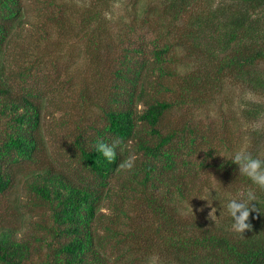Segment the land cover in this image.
Listing matches in <instances>:
<instances>
[{"label": "trees", "instance_id": "16d2710c", "mask_svg": "<svg viewBox=\"0 0 264 264\" xmlns=\"http://www.w3.org/2000/svg\"><path fill=\"white\" fill-rule=\"evenodd\" d=\"M66 1L37 0L35 6L41 8L38 17L47 23L42 25L43 37L48 36V25L60 26L66 18ZM95 1L86 10L82 23L98 39L96 34L102 29L92 22L98 21L101 13L92 7L117 0ZM197 1L163 0L160 16H167L174 24L187 22L173 33L175 38L166 40L172 33L156 35L150 50L144 42L134 47L127 41L128 47L112 61L109 73H97L94 91L103 98L102 90L109 88L108 102L102 106V125L90 126V134L81 131L72 142L73 157L81 168L75 180L49 163L43 133L48 106L67 95L56 87L57 95L47 98L45 90L38 86L33 70L42 68L48 58L45 53H37L38 42H19L22 50L15 43L23 38L22 27L17 30L26 17L23 0H0V201L24 181L37 205L50 210L52 223L49 228L44 227L50 240L35 239L47 248L41 264H116L113 259L119 264L132 251L154 254L171 264H264V191L246 177L240 176V183L257 192L254 206L260 207L262 213L251 214L252 230L244 236L229 229L204 230L200 223L187 225L176 206L178 201L181 204L187 199L188 178L210 167V163L207 155L203 161H191L198 148L200 126L189 121L163 128L172 109L184 105L187 99L189 105L197 100L188 96L160 100L147 92L155 86L173 92L163 81L176 73L168 67L174 62L171 57L177 54L175 49L192 52L208 38L210 42L217 41L223 55L217 49H209V72H216L219 83H224L226 77L245 81L251 89H260L259 96L264 98V73L258 68L264 63V0H222L204 8ZM196 5L199 11L193 10ZM145 13L150 17L156 10L149 6ZM186 14L188 20L184 19ZM70 30L60 27L56 33L66 37L73 32ZM91 44L88 57L94 63L104 54V48ZM14 52L18 56L9 64L8 58ZM27 81L31 84H22ZM100 81L111 83L101 86ZM182 84L185 95L206 89L204 76H185ZM252 105L250 114H264V104ZM116 138L125 147L122 152L118 150L114 162H109L95 150V143L103 140L111 144ZM211 153L209 149L208 154ZM130 154L137 157L133 169L118 170L119 163ZM213 167L232 173L238 170L232 158L218 161ZM135 201L143 205L145 214L137 215H141L146 228L138 222V229H128L129 222L136 221L128 209ZM142 239L144 242L140 243ZM33 249L29 239L18 238L13 230L0 233V264H34ZM113 254L115 258L109 257ZM122 264L134 262L126 260Z\"/></svg>", "mask_w": 264, "mask_h": 264}, {"label": "rangeland", "instance_id": "374dc122", "mask_svg": "<svg viewBox=\"0 0 264 264\" xmlns=\"http://www.w3.org/2000/svg\"><path fill=\"white\" fill-rule=\"evenodd\" d=\"M92 1L97 3L95 0H67L64 10L66 18L60 26L48 25V36L43 37L41 35L43 26L47 23L43 24L38 17L41 8L35 6L37 0H23L26 17L23 20L24 24L17 28L19 31L22 27L23 38L15 42L28 41L31 44L33 41L38 42L40 49L37 53H45L48 57L45 58L42 68L33 70L38 86L45 90L47 98L57 95V92L54 94L56 87L67 95L66 98H56V103L48 106L44 113L43 133L47 142L49 163L56 168V171L66 172L75 180L79 178L81 168L78 166L77 159L73 157L72 142L81 131L90 134L92 133L90 126L102 125V106L108 102L109 88L102 90L103 98H98L94 91L97 73H109L112 61L119 57L124 48L128 47L127 41H131L134 47L144 42V47L150 50L156 35L173 34L187 24L184 20L179 24H174L167 16H160L163 0L110 1L92 7V10L101 13L100 19L92 22L96 24L93 26H99L102 29L96 34L98 36L96 39L91 34L92 31L85 29L82 23L83 16L87 15L86 10L91 9ZM198 1V5L204 8L210 3L220 4L222 0ZM198 5L194 6V11H199ZM149 6L155 9L156 13L146 17L145 10ZM184 19L188 20L189 14H186ZM60 27L62 30L71 29L70 31L73 32L66 37H61L56 33V29L58 31ZM141 36H145L146 39L143 40ZM170 38H175L174 34L166 40ZM91 42L104 48V54L101 58L99 56L94 63L88 57ZM18 46L19 50H22L20 43ZM18 46H15V49ZM210 48L211 50L217 49L223 55L217 41L210 42L209 38L202 41L192 52L176 48L177 54L171 57L174 62L168 65L176 73L172 78L163 81L165 86H169L173 92H168L159 86L148 88L147 92L148 95H155L160 100L174 101L178 98L182 99L181 96L197 100L196 103L189 105L186 98L185 104L172 109L163 123V128L166 130L189 121L193 126H200L198 148L191 161L196 162V159L203 161L207 155L210 163V167L200 169L199 174L188 178L185 189L187 199L181 204L178 201L176 206L183 214L187 225L196 226V223H200L204 230L209 228L218 231L229 229L230 231L231 217L227 213V202L230 199H239L242 194L253 189L240 183L239 169L236 173L218 171L213 165L218 161L230 160L233 154L241 148L251 153L256 152L264 158V114L258 116L250 114L252 104L255 102L264 104V98L259 96L260 89L255 91L245 81L237 78L226 77L224 83H219L216 72H209L206 65ZM17 56L14 52V55L8 58V63L11 64V60ZM258 68L264 73V63ZM227 74L232 73L227 72ZM185 76L193 78L204 76L206 92L203 93L204 90L202 93L197 91L195 93L192 90L185 95L182 84ZM62 81L65 82L61 83ZM108 83L111 81H107ZM22 84L29 85L31 81ZM141 106L143 104L140 105V109ZM209 149H212L211 154H208ZM255 193L257 195L256 191ZM136 203V201L131 202L128 208L131 216L136 219L133 223L129 222L128 229L132 230L138 229L140 225L146 228L145 222L140 220L141 215H137L145 214L141 208L143 205ZM132 206L135 207L133 212H131ZM213 209H215L214 212ZM138 222L140 225H136ZM51 223L50 210L45 206L37 205V200L28 192L24 181L18 182L14 189L0 201V233L10 229L15 231L18 238L25 236L29 239L34 247L32 251L34 264H41L46 258L47 248L44 245L42 247L35 239L39 237L50 240L44 227L49 228ZM124 231L127 232V230ZM143 242L142 239L140 243ZM113 245L117 246L116 243ZM144 246L146 247L145 244ZM109 257L115 258V255ZM125 259L134 264H171L154 254L146 256L140 251L130 252ZM126 260H120L119 264L125 263ZM113 262L117 264L115 259Z\"/></svg>", "mask_w": 264, "mask_h": 264}, {"label": "clouds", "instance_id": "9594fccd", "mask_svg": "<svg viewBox=\"0 0 264 264\" xmlns=\"http://www.w3.org/2000/svg\"><path fill=\"white\" fill-rule=\"evenodd\" d=\"M124 147V142L120 138L114 139L111 144L105 143L103 140H97L95 143V150L109 162H114L118 150L122 152ZM136 159L135 154H130L119 163L118 170H132ZM232 163L238 166L240 176L246 177L256 188L264 191V159L260 158L259 155H253L245 148H241L233 154ZM256 201L255 191L249 190L242 194L239 199H230L227 202V213L232 219L231 230L234 233L244 236L246 231L252 230V225L249 222L251 214L254 212L262 213L260 207L254 206ZM214 211L215 209H213Z\"/></svg>", "mask_w": 264, "mask_h": 264}]
</instances>
